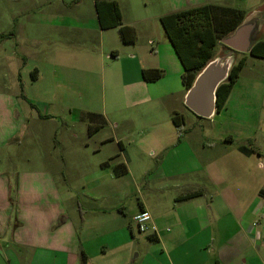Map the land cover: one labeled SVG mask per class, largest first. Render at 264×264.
Returning a JSON list of instances; mask_svg holds the SVG:
<instances>
[{"label": "crops", "instance_id": "crops-1", "mask_svg": "<svg viewBox=\"0 0 264 264\" xmlns=\"http://www.w3.org/2000/svg\"><path fill=\"white\" fill-rule=\"evenodd\" d=\"M105 1L117 4L122 25L134 28L137 40L126 45L120 27L102 29L96 10L101 41L105 45L115 41L102 56L118 60L124 49H133L127 56L135 64L117 71L104 87L109 94V111L88 112L85 117L97 116L99 125L104 120V127L89 136H98L110 127L111 135L101 145L117 144L120 152L107 160L101 159L100 154L94 157V170L99 171L100 177H113L117 181L125 176L140 179L138 184L135 181L137 205L124 204L131 194L126 189L112 192L108 186L99 187L104 204H110V210H115L117 215L106 221L107 228L91 231L89 220L84 217L77 222L69 219L59 224L62 195L67 192L57 185V174L60 175L57 167L51 172L53 176L43 173L44 181L41 178L35 186H32L31 173L1 168L0 255L5 264H84L83 254L85 264H264V130L260 124L264 91L255 90L256 84L264 89V59L247 55L246 65L225 107L207 119L211 121L210 131L216 132V136L203 131L199 140L190 141V131L185 130V125L176 127L172 119L175 112L183 115L179 105L184 104L187 90L182 82L184 68L161 23L164 16L206 5L237 8L248 16L264 10V0H251L248 9L236 6L232 0H191L186 6L174 7L154 17L148 16L150 13L144 15L148 11L147 0H124L123 4L131 12L127 23L123 21L121 1ZM58 17L63 18L61 14ZM155 18L158 19L153 23ZM158 25L165 33L166 57L157 65L139 63L136 44L144 34L149 38L155 31L160 32ZM145 69H160L164 76L155 82H146L142 76ZM39 71L36 67L30 72L34 83L40 80ZM167 72L176 79L174 86L166 82ZM245 73L250 81L249 90L239 92L237 88ZM9 92L0 93V155L15 146V136L30 117L53 118L48 113L42 114L27 94ZM257 99L261 101L258 104ZM144 118H148V126H154L153 143L169 147L152 168L124 156L125 142L134 140L138 128H147ZM161 122L166 125L156 126ZM56 142V146H63L59 140ZM96 152L101 153L102 149L97 148ZM25 159L31 162L30 157ZM61 160L67 164L66 158ZM117 167H121V173ZM192 194L197 195L188 198ZM142 211L152 216L157 234L144 237L137 234L134 217Z\"/></svg>", "mask_w": 264, "mask_h": 264}, {"label": "rangeland", "instance_id": "rangeland-1", "mask_svg": "<svg viewBox=\"0 0 264 264\" xmlns=\"http://www.w3.org/2000/svg\"><path fill=\"white\" fill-rule=\"evenodd\" d=\"M120 1L123 21L127 23L131 19V12L123 4L124 0ZM147 1L148 11L144 15L150 13L148 16L154 17L168 13L174 7L186 6L191 0ZM232 1L244 9H248L251 2ZM59 14L63 18H59ZM157 19H153V23ZM144 27L143 24L142 30ZM158 28L160 32L155 31L149 38L143 32L144 35L138 40L135 55L139 63L157 65L166 57L163 43L165 33L161 25ZM0 35H9L10 38L0 44V93L8 90L25 93L41 108L42 114L48 113L53 117L35 120L33 116L26 120L25 127L14 138L15 146L5 149L0 155L3 157L0 159V169L15 168L21 173H31L32 186H35L41 182V178L44 181L43 173L53 176L51 172L57 167L56 171L60 173L57 174V185L67 192L62 195L63 211L59 224L69 219L77 222L84 217L86 221L89 220L91 231L94 228V232L96 229L104 230L107 228L106 221L116 218L117 215L115 210H110V204H104V195L97 189L108 186L112 192L118 188L128 190L131 194L124 204L129 207L131 204L137 205L139 195L135 191V181L138 184L141 180H133L132 176L122 177L118 181L113 177H100L99 171L94 170V159L100 154L101 159L107 160L108 157L120 153L119 148L114 143L101 145L111 135L110 127L91 138L87 126L90 120L82 118H86L88 112L104 113V110L109 109V94L104 87L117 71L135 64L127 56L133 49H124L118 60L104 59L103 52L109 46L115 45V41L111 40L108 45L101 41L94 0H0ZM225 51L220 43L215 50V57H223ZM240 58L241 55L237 54L235 63ZM36 67L40 70V80L34 83L30 72ZM169 75L167 72L166 82L174 86L176 79ZM249 83L245 73L237 90L247 92ZM255 90L264 91L259 84L255 85ZM257 100L256 104L261 102L260 99ZM179 109L185 118V130L190 131V141L199 140L203 131L206 135L209 134L210 120L197 117L183 103L179 105ZM260 124L264 130V111L260 116ZM144 125L147 128H138L133 141L125 142L124 156L139 160L138 164L146 163L147 167H153L167 153L169 147H160L153 143L151 135L155 133V129L154 126H148V118H144ZM160 125L166 124L161 122L156 126ZM163 128L166 129V126ZM217 132L220 133V130ZM210 135L216 136V132L211 130ZM146 136L150 138L145 140ZM57 140L63 146H56ZM97 148L102 149V152L95 153ZM13 149L15 150L12 152ZM27 157L31 158L30 163L26 161ZM62 158H66L67 164ZM50 159L51 162L48 161ZM75 161L77 163L74 166ZM143 173L141 169L140 175ZM132 199L133 203L130 201ZM86 234L89 235L88 231ZM141 235L144 237L148 234Z\"/></svg>", "mask_w": 264, "mask_h": 264}, {"label": "trees", "instance_id": "trees-1", "mask_svg": "<svg viewBox=\"0 0 264 264\" xmlns=\"http://www.w3.org/2000/svg\"><path fill=\"white\" fill-rule=\"evenodd\" d=\"M95 6L102 29L120 27L124 44L136 43V31L132 27L122 25L120 11L116 3L95 0ZM245 18L246 13L240 9L216 5H206L161 18L165 33L184 68L182 82L187 91L193 85L198 73L215 58V50L220 44V40L238 28ZM262 34L250 54L260 59H264V36ZM8 38L9 35H0V44ZM223 47L226 51L228 50L225 46ZM226 51L222 56H225ZM246 61L247 55H241V58L233 66L228 80L219 87L216 103L217 113H220L225 107ZM142 76L146 82H155L164 76V72L160 69H145ZM96 117L95 115L86 117L87 120H90L88 128L90 136L105 125L104 120L102 124H97ZM172 119L178 128L185 125L184 116L178 112L173 114ZM116 169L121 173V167ZM125 171L126 169L122 173ZM196 195H189L188 198L196 197ZM82 257L85 264L86 256L83 254Z\"/></svg>", "mask_w": 264, "mask_h": 264}, {"label": "water", "instance_id": "water-1", "mask_svg": "<svg viewBox=\"0 0 264 264\" xmlns=\"http://www.w3.org/2000/svg\"><path fill=\"white\" fill-rule=\"evenodd\" d=\"M264 31V10L255 11L231 34L220 40L228 48L225 56L212 59L197 75L187 91L184 104L194 115L211 119L217 111V91L235 65L237 54L250 55ZM0 264H5L0 255Z\"/></svg>", "mask_w": 264, "mask_h": 264}, {"label": "built area", "instance_id": "built-area-1", "mask_svg": "<svg viewBox=\"0 0 264 264\" xmlns=\"http://www.w3.org/2000/svg\"><path fill=\"white\" fill-rule=\"evenodd\" d=\"M134 223L136 224L140 233L153 236L157 234L158 229L152 222V216L147 211H142L134 217Z\"/></svg>", "mask_w": 264, "mask_h": 264}]
</instances>
